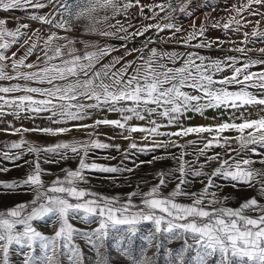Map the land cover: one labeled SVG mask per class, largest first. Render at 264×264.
Here are the masks:
<instances>
[{
  "label": "snow or ice",
  "instance_id": "6c2138e0",
  "mask_svg": "<svg viewBox=\"0 0 264 264\" xmlns=\"http://www.w3.org/2000/svg\"><path fill=\"white\" fill-rule=\"evenodd\" d=\"M190 3L191 0H177L174 7L171 0H150L149 3L77 0L73 16L66 0H0V11H21L27 21L20 22L21 18L15 17L10 28L8 21L0 18V81H16L0 85V116L5 115L4 109L10 108L13 115L46 114L50 125H54L13 128L12 134H21V138L0 151V159L14 163L25 154L35 157L24 162L31 165L25 178L0 181V189L10 193L20 189L33 193L30 201L0 211V264H10L11 245L25 250L23 264H61V256H66L69 264H83L80 247L73 243L77 236L85 238L95 250L96 264H109L101 251L107 248L109 240L129 264H156L154 257L147 255L148 248H155L159 253L165 248V242L172 241H182V244L177 250L165 248V254L173 258L168 264H186V260L187 264H264V203L253 196L238 207H228L225 206L227 197H218L211 191L218 187L214 178L223 177L232 187L243 184L255 188L258 196L264 198V60L250 56L253 50L264 55V46L256 47L258 42L264 44V29L259 27L264 24V12L253 10L264 8V0H241L229 10L235 15H229L223 23H212L213 28L241 35L238 44L219 37L209 39L204 23L199 27L193 25L192 31L180 39L183 47L192 49L223 51L225 43H232L235 46L228 51L234 55L212 57L199 51L150 47L157 44L151 37L140 48L127 47L129 41L149 31L156 34L170 31L169 37L159 41L161 45L176 39L182 29L171 22L172 14L179 10L190 15L187 12ZM133 8L144 20L159 17L165 22L142 23L129 31L134 27L127 23ZM44 9L51 11L44 12ZM162 13L167 15L161 16ZM245 14L260 19L253 26ZM121 15L126 17L125 23L117 19L115 25L111 24V20ZM73 19L87 21L89 34L113 37L123 43L119 48L111 44L95 45V50L80 53L74 39L59 34L60 30H71ZM33 22L41 28L32 29ZM45 27L48 31L43 30ZM245 27L253 30L249 33L243 30ZM84 43L87 48V42ZM117 52L122 54L113 55ZM221 108L231 110L233 117L210 125L180 123L190 111L202 115L207 109ZM96 110L117 113L119 118L83 123ZM253 110L258 112L255 118ZM133 120L146 123L133 124ZM101 125L119 129L122 138L128 141L122 159H129L131 153H154L162 149L165 154L153 155L148 163L171 159L178 161L177 168L174 172H157V183L144 192L137 188L121 202L118 197L104 196L80 186L89 183L88 173L92 171L110 174L121 171L118 166L89 162L95 150L114 148L119 152V144L102 142L95 132H88L87 140L73 137L44 145L28 141L22 135L38 132L59 137L72 131L98 129ZM173 126L176 131L162 130ZM135 133L142 134L140 142L133 136ZM190 135H196L203 145L192 161L186 158L187 149L195 146L197 140L180 142ZM174 148L180 149L179 156L171 154ZM252 154L259 157L258 161ZM74 158H78L75 169H61L64 175L45 186L42 177L49 173L42 163ZM257 162L262 167H254ZM211 164L216 167L210 173L204 171ZM9 170L0 166V172ZM175 173L179 174L178 182L165 193L163 189ZM189 176H203L207 180L202 181L198 192L187 191ZM136 196L140 197L139 203L133 200ZM181 197L190 202H181L178 199ZM46 218L58 224L51 236L33 226L34 221ZM72 219L95 223L96 227L79 229L70 223ZM144 222L152 225L146 234L141 233ZM138 235L147 247L136 255L131 245ZM36 246L42 250L40 256L33 254ZM189 253H192L190 257Z\"/></svg>",
  "mask_w": 264,
  "mask_h": 264
},
{
  "label": "rangeland",
  "instance_id": "374dc122",
  "mask_svg": "<svg viewBox=\"0 0 264 264\" xmlns=\"http://www.w3.org/2000/svg\"><path fill=\"white\" fill-rule=\"evenodd\" d=\"M143 3H149L150 0H142ZM241 0H231L226 3H217V1L214 0H208L204 4L200 5L197 8H187V12L189 14L181 13L178 10V18L177 20H180L179 22H182V25H185L184 28L180 33L177 34V41L180 42V39L184 37L188 32L192 31V26L196 25L199 27L201 23L206 24L208 27V31L206 33L207 37L209 39H215L219 37L220 39L224 41H235L237 44L242 39L241 35H238L235 32H226L222 28H213L211 27L212 23L214 21H220L223 23L229 15H235L234 12H230L233 4H239ZM66 3L68 5L69 11L73 13V16L75 12L77 11L76 4L77 0H66ZM254 11H260L264 12V8L253 9ZM51 9H44V12H49ZM16 14H20L18 12H13ZM135 13H137V9L133 8L130 10L131 19L135 16H137ZM7 15V14H6ZM11 16L12 13H8V16ZM25 17L24 13L20 14ZM101 16L104 15V13H100ZM110 15V13H109ZM247 19L252 21L253 26H255V21L259 20V16H250L248 14H245ZM65 18L67 17V13H65ZM120 20L122 23L126 22V17L124 16H117L116 19L111 20V24L115 25L116 20ZM128 19L127 23L131 20ZM87 21L80 20L76 21L75 19L72 20V30L77 29H83L86 28ZM106 27V26H105ZM261 29H264V24H261L259 26ZM244 31L251 32L253 30L252 27H245L243 29ZM183 47L182 45H180ZM232 43H225L223 46V51L213 48V49H192V48H186L185 49L191 50V51H199L200 53H210L208 56L212 57H223L226 55H234L235 53L229 52L228 49L230 47H233ZM264 46V44L257 43L256 47ZM250 56L252 59H260L264 60V55H260L258 52L253 50L252 53H250ZM255 70V69H254ZM5 115L0 116V134L1 135H7L12 136V129L16 127L15 123V117L22 118V114H25L21 112L19 115H13L11 114L12 110L10 108L4 109ZM38 118V117H37ZM33 120V119H32ZM32 120L25 121L24 124H22L20 127H29L33 126ZM13 123V124H11ZM11 124V125H7ZM91 132V131H89ZM39 141L41 142V139L39 138ZM183 143L182 141H180ZM40 144V143H39ZM47 144V143H45ZM202 143L197 140V144L195 146L189 147L187 149L189 155L186 157L189 161H192L195 158L196 151L199 147H202ZM126 148V147H125ZM124 149V148H123ZM123 149L121 151H116L114 148L106 149V150H95L93 154L90 156L89 162L92 160H95L97 163L104 164V165H111V166H118L121 168V171L117 173H102V172H96L92 171L88 173L89 175V183L87 184H81L80 186H88V188L92 189L93 191L100 193L104 196L108 197H118L121 202L127 199V194L130 192H133L134 190H139L141 192L147 191L153 184L157 183V177L156 173L159 171H165V172H174L175 169L178 166V161H174L171 159H165L156 161L154 163L149 164L148 161L152 160L153 155L160 156L164 155V150L158 149L154 153L145 152V153H131L129 159H122L124 153ZM0 151H3V149H0ZM216 151H220V149H216ZM172 155L179 156L180 149L174 148L170 150ZM105 157H115V159H105ZM34 155H28L25 154L23 156L22 162L18 163L16 166L14 162L7 161L0 159V166L7 167L10 170L7 172H0V181H12L15 180L13 176L16 174H19V180L26 177V174L30 171L31 165L25 164V161H32L34 160ZM6 161L7 164L6 165ZM140 161H144L143 164H140ZM78 164V158L70 159L68 161H60V163H42V167L47 170L49 174L44 175L42 179L44 180L45 186H48V184L51 183L52 180H54L57 176H63L64 173L61 171V169L64 168H72L75 169ZM136 165H139L136 167ZM216 167V164H211L210 166L206 167L204 171L211 172L213 168ZM124 168H134L135 170L132 172L123 171ZM178 173H175L170 179L167 184V186L163 189V191H170L175 187V184L178 182ZM13 177V178H12ZM12 178V179H11ZM189 184L187 186L191 187L192 189L200 190V187H193L194 184L201 180H207L206 177H188ZM199 180V181H198ZM214 181L216 184H221V186L218 185V187H215L211 189V191L216 192L218 197H227V200L225 201V206L228 207H238L239 204L248 198H251L253 196H257V198L260 200L261 203L264 202V198H261L258 196V193L255 188H248L246 185L239 184L237 187H232L231 182H220L223 181L221 178L216 179L214 178ZM200 186V185H199ZM189 188V189H191ZM186 190V189H185ZM7 194L9 197H11L13 194H16L17 192L10 193L7 190L0 189V197L1 195ZM20 194H22L25 197L31 196V199L33 198V193L29 189H21ZM247 195L249 196L248 198ZM134 202L139 203L140 197L136 196L133 197ZM251 214V213H250ZM76 228L83 229V230H90L91 228L96 227V224H85L80 219H72L70 221ZM33 226L36 227L41 233L45 235H53L55 228L58 227V224H54L52 219L46 218L42 221H34ZM152 229V225L150 222H144L141 226V233L146 234L149 230ZM73 243L78 245L80 247V250L83 254V264H96L97 256L95 250L92 248V246L87 242L85 238L82 237H75L73 240ZM113 241L109 240L107 242V248L102 249L101 251L105 253V255L108 258L109 264H129L126 258L120 256L118 251L113 247ZM182 244V241H172L170 243L165 242V248H171L173 250H177L180 248ZM132 250L134 254L139 255L142 248L147 247L146 243L142 241L139 238V235L135 237L132 241ZM165 248H161L159 253L156 252L155 248H148L147 255L152 256L155 259L156 264H168L170 258L165 254ZM25 251L24 249L19 248V246L11 245L10 246V252H9V261L10 264H23L24 256L22 255V252ZM34 255L40 256L42 254V250L36 246L33 252ZM192 253L187 254L188 257H190ZM61 264H69V261L66 256L60 257ZM187 264V260H186Z\"/></svg>",
  "mask_w": 264,
  "mask_h": 264
},
{
  "label": "crops",
  "instance_id": "0c3cea01",
  "mask_svg": "<svg viewBox=\"0 0 264 264\" xmlns=\"http://www.w3.org/2000/svg\"><path fill=\"white\" fill-rule=\"evenodd\" d=\"M171 3L175 7L177 0H171ZM15 12H18L20 14L22 13L21 11H15ZM177 13H178V10L172 14L171 22L175 23L177 25V27L183 29L185 25H182V22H179L180 20H177V18L179 16ZM20 14H16V13L12 12V15L8 16V13H6L4 11H0V18L6 19L8 21L7 26L11 28L15 22V20H14L15 17H20L21 18L20 22H27L25 17L20 15ZM166 15H167V13L161 14V16H166ZM157 20H159L160 23L165 22L164 20H160L159 17H157ZM157 20H144L142 17L137 15V16L133 17L128 22L134 26L132 29H129V31H134L135 27H138L142 23H144V24L155 23V22H157ZM125 26H127V23L125 24ZM37 28H41V25L36 23V22H33L32 23V29H37ZM43 30L48 31V29L46 27ZM59 34L61 36H67L68 39H70V40L74 39L76 41L75 46L79 49L80 53H83L85 50H88V51L95 50V47H94L95 45L103 46L105 44H111V45H114L117 48H119L120 44L123 43V41L117 40L113 37L103 38V37H99L95 34H89L86 31V28L77 29V30L71 29L68 32L60 30ZM170 34L171 33L168 30H166L160 34H156L153 31H149L145 36L137 37L135 40L129 41L127 44V47L128 48H140L142 46V44L145 42V40H147L149 37H151V38L157 40V44L150 45V47H152V46L163 47L164 50H169V51H171V50H177L180 52L191 51V50H188L189 48L185 49V48L181 47L180 42L177 41V39H178L177 37H176V39L172 40L171 42L164 43L161 45L159 43V41L166 39L167 37H169ZM29 35H31V32H29ZM121 35H123V33H121ZM64 42L66 43V41H64ZM84 42H87V45H88L87 48H86V45ZM15 50L16 49L14 48L13 51H15ZM39 54L40 53L38 52L37 55H39ZM121 54H122V52L113 53V55H121ZM201 54L208 56L210 53L205 52V53H201ZM133 58H134V56L129 57V59H133ZM31 59L34 60L35 57H32ZM9 71H10V69H9ZM15 82L16 81H0V85L6 86L9 83H15ZM247 114L248 113L246 112L245 115H247ZM252 114H253V118H255L258 115V112L256 110H253ZM233 115L234 114L231 110H226L223 108H221V109H207L204 111V113L202 115L200 113L190 111V112L185 114V116L181 119L180 123L183 124L184 126L210 125V124H216L219 122H223L225 120H230L233 117ZM235 115L239 116L240 114L236 113ZM21 116H22V118L15 117V123H16L15 128H19L22 124H24L25 121H29L32 119L33 120L31 122H33V126H29L26 128L32 129V128H36V127L54 126V125H50V122L45 118L46 114H41V115L37 116L34 114L25 113V114H22ZM103 118L117 119V118H119V116L117 113H110V112H107L106 110H96V111H93L91 114V117L89 119H86L85 121H83V123L92 124L94 120L103 119ZM132 123L133 124H139V123H146V121L140 122V121L133 120ZM11 124H13V123H11ZM11 124H7V125L9 126ZM162 130H164V131H176V127L173 126L171 128L162 129ZM89 131L97 133L98 138L102 142H106L109 144H119L121 146V149L127 147L128 141L122 138V136L120 135V130L117 128H113L111 126H105V125H101L98 129L89 128L86 131H72L70 133H67V134H65L63 136H59V137H53V136L45 135V134L38 133V132H27V133H23L22 135L28 141L34 142L37 145H44L45 143H54L60 139L69 140L73 137L80 139V140H87V139H89V137L87 135V133ZM124 135H127V133H124ZM141 135H142L141 133L133 134V136L136 138V140L138 142H140ZM229 135H234V133H229ZM20 138H21V134H15L12 136L0 134V149L6 150L4 147L6 144H8L14 140H19ZM39 138L41 139V142L39 141ZM159 139L163 140V139H167V137H160ZM187 140H198V137L196 135H190V136L184 138L182 140V142L186 143ZM233 147L235 148L236 145L234 144ZM13 151H15V150H13ZM252 158L254 160H257V161L259 159V157L256 154H252ZM21 162H22V160L17 161L14 164L17 166L18 163H21ZM6 165H8L7 161H6ZM253 166L256 168L262 167L258 162L255 163ZM13 177H15V178H13ZM13 177H12L13 179L19 180V177H22V176H19V174H16ZM217 178L218 179L221 178L223 180L220 182H230L229 180H226L223 177H217ZM202 181L204 183H206L205 180H201V181L197 182L196 184H194L193 187H200L201 188L202 187ZM215 184H216V182H215ZM218 185L221 186L222 183L218 184ZM81 187L88 188V186H81ZM189 188H191V187L187 186L186 190L187 191H196V192L199 191L196 188L195 189H192V188L189 189ZM20 190L17 191L16 194H13L11 197H9L7 194L5 195V193L3 195H1V197H0V211H6V210L14 207L18 203H23V202L31 200V196L25 197L23 194L21 196ZM164 192L167 193V191H164ZM248 197L249 196L247 195L246 198H248ZM178 199L181 202H185V203L190 202L188 200V198H186V197H181Z\"/></svg>",
  "mask_w": 264,
  "mask_h": 264
},
{
  "label": "built area",
  "instance_id": "2783aa9c",
  "mask_svg": "<svg viewBox=\"0 0 264 264\" xmlns=\"http://www.w3.org/2000/svg\"><path fill=\"white\" fill-rule=\"evenodd\" d=\"M206 1H208V0H191V3L188 4V8L189 7L197 8L200 5L204 4ZM214 1H217V3H226V2H229L231 0H214ZM181 2H183V0H181Z\"/></svg>",
  "mask_w": 264,
  "mask_h": 264
}]
</instances>
